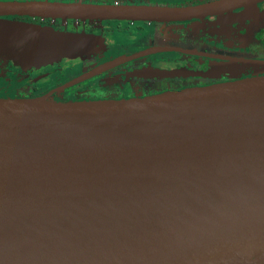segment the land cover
Returning a JSON list of instances; mask_svg holds the SVG:
<instances>
[{"label":"water","instance_id":"1","mask_svg":"<svg viewBox=\"0 0 264 264\" xmlns=\"http://www.w3.org/2000/svg\"><path fill=\"white\" fill-rule=\"evenodd\" d=\"M219 6L0 13L165 21ZM100 43L0 19V57L23 68ZM0 264H264V76L123 99L1 98Z\"/></svg>","mask_w":264,"mask_h":264},{"label":"flooded vegetation","instance_id":"2","mask_svg":"<svg viewBox=\"0 0 264 264\" xmlns=\"http://www.w3.org/2000/svg\"><path fill=\"white\" fill-rule=\"evenodd\" d=\"M10 2L157 8L220 6L200 17L165 21L0 13V19L85 32L101 41L89 53L43 67L25 69L0 57V99H123L264 76V0H0ZM157 35L161 40L155 44ZM71 61L81 63L75 76L66 67ZM163 71L175 73L166 75ZM12 88L10 96H3Z\"/></svg>","mask_w":264,"mask_h":264},{"label":"rangeland","instance_id":"3","mask_svg":"<svg viewBox=\"0 0 264 264\" xmlns=\"http://www.w3.org/2000/svg\"><path fill=\"white\" fill-rule=\"evenodd\" d=\"M67 1H69V2H71V1H78V0H67ZM126 2H130V3H137V2H143V3H147L148 2V0H125ZM56 29V28H55ZM81 33H85V32H81ZM161 40L160 39V36L159 35H157L156 37H155V40L153 41V43H157V41L156 40ZM183 44L184 45H186V42H183ZM4 58V57H3ZM60 61H62V59H60V60H57V61H55V63L56 62H60ZM22 67V66H21ZM66 67L67 68H69V69H71V70H73V74L71 75V76H75L76 74H77V72L80 70V67H81V63H80V61H71V62H67V64H66ZM25 69H27V68H25ZM70 78V77H69ZM14 88H12V89H9V90H7V91H5L4 93H3V96H10L14 91ZM57 101V100H56ZM71 101V100H70Z\"/></svg>","mask_w":264,"mask_h":264}]
</instances>
